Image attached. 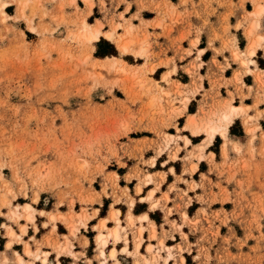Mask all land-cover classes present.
I'll return each instance as SVG.
<instances>
[{"label": "rangeland", "instance_id": "374dc122", "mask_svg": "<svg viewBox=\"0 0 264 264\" xmlns=\"http://www.w3.org/2000/svg\"><path fill=\"white\" fill-rule=\"evenodd\" d=\"M96 3L101 11L88 20ZM80 4L85 8L77 0H0V250H10L8 255L0 253V264H49L45 245L57 256L73 254L67 236L64 242L53 236L58 222L76 236L97 212L90 213L89 207L108 189L114 201L121 199L119 191L132 207L135 200L127 187H120L117 172L122 173L128 163H135L127 178H139L136 192L151 182L159 187L166 173H158L156 180L143 168L154 166L164 152L177 160L179 151L192 144L190 136L178 132L182 119L173 122L189 102L190 112L197 113H190L183 127L202 137L184 156L185 171L193 174L207 160L212 173L203 174L200 183L184 180L186 189L171 186L178 189L175 207L183 220L171 224L185 244L168 246L164 237L159 238L154 252L149 246V264H168L172 259L175 264H264V13L254 14L258 7L264 8V0H81ZM131 5L136 13L126 18ZM66 7L75 9L67 12ZM145 9V16L153 19L143 20L140 13ZM193 16L201 20L199 26ZM216 16L218 26L211 22ZM85 23L92 31L100 29L94 43L84 35ZM232 27L239 36L231 33ZM239 28L243 33L237 32ZM205 29L215 54L203 69L204 43L197 44ZM112 33L113 38L107 37ZM161 36L168 40L167 48L159 41ZM214 40L221 46L215 47ZM125 41H130L127 51L118 47ZM194 48L196 55L177 76L188 81L183 85L172 74L177 72V60L191 55ZM225 50L230 57L220 61L217 56ZM111 51L116 54L103 56ZM233 62L235 67L230 68ZM159 66L167 68L162 81L157 80L163 68ZM231 105L241 108L227 125L226 137L217 135L211 144H204L207 126H224L222 116ZM173 124L175 130L170 129ZM149 129L155 138L134 139L149 134ZM213 143V150H222L218 163L213 152L206 153ZM150 147L156 154L149 158ZM198 187L201 193L193 199L188 191ZM153 195L154 190L148 197L155 209L160 199L153 201ZM164 198L168 201L169 194ZM27 204L33 208L27 209ZM165 210L167 215L173 211ZM115 211L112 205L110 217L119 223ZM38 214L46 216L43 226L51 225L50 232L40 241L34 235L25 239L30 225L38 231ZM184 223L189 224V235L182 230ZM94 229L106 230L105 221ZM152 230L155 238L154 224Z\"/></svg>", "mask_w": 264, "mask_h": 264}, {"label": "crops", "instance_id": "0c3cea01", "mask_svg": "<svg viewBox=\"0 0 264 264\" xmlns=\"http://www.w3.org/2000/svg\"><path fill=\"white\" fill-rule=\"evenodd\" d=\"M78 4L81 9H84L80 4L81 0H77ZM96 1V0H95ZM197 1V0H196ZM11 7V6H10ZM7 8V11L9 8ZM121 8L119 11H124L125 4H121L119 6ZM189 8H191V5H189ZM75 8L74 7H66L67 12H72ZM100 9L98 6V3L94 5L92 12L87 16L88 20L92 16H95L96 12L100 13ZM147 10L141 11L140 15L142 16L143 20H151L152 18L146 17L145 12ZM220 12L222 10L220 9ZM9 13V11H8ZM136 13V7L135 5H131L130 9L125 12V17L129 18L130 16L134 15ZM264 13V12H263ZM13 13H11L12 15ZM101 16L95 17V19H101ZM192 21L196 26H199L201 24L200 19H196L195 16L192 17ZM218 17H211V22L216 24L218 26ZM133 22L138 25L139 18L135 17L133 19ZM236 21L233 19V16L230 17V24L231 26L235 25ZM23 22H20V24ZM94 23V22H93ZM234 29L232 27L231 33H235ZM152 28H149V31L152 32ZM156 32H160L159 28L155 29ZM178 33V31H175ZM208 29H205L200 34V39L197 44V47H201V45L204 43L203 48H205V52L203 53L201 59L203 61L202 68L206 69V66L208 62L212 59L214 56V49L209 44L208 39ZM237 32L243 33V29L239 28ZM237 36H239V33H235ZM195 32L192 33V38H195ZM159 41L164 44V46L167 48L169 46V42L166 38L161 36L159 38ZM183 46L187 47V44H189V40H184ZM186 45V46H185ZM213 45L215 47L221 46V41L214 40ZM255 51V50H254ZM197 51L194 48L193 53L191 55L186 56L183 60H177V72L172 74V79L174 81H179L183 85L188 84V81H183L179 77V74L183 70V67L188 64L189 60L196 55ZM251 55H254L255 52L252 53V50L250 51ZM168 56H173L172 51H168ZM207 56V57H206ZM218 59L220 61H224V58L230 57L229 51L225 50L223 54H219ZM258 57V55L256 56ZM257 60V59H256ZM180 61H183L184 64H181ZM253 62L254 60H250ZM258 61V60H257ZM234 62L231 63L230 68H234L235 66ZM163 67L160 70V79H157L159 81H162L161 76L167 71V68H164L165 66H159L158 68ZM157 68V69H158ZM201 68V69H202ZM159 70V69H158ZM157 71V70H156ZM202 73V71H201ZM203 74V73H202ZM155 78V77H153ZM156 79V78H155ZM163 83V82H162ZM166 88H169L166 83H163ZM206 88V87H205ZM170 89V88H169ZM201 93V92H200ZM202 94V93H201ZM197 99V98H196ZM192 100V99H191ZM198 100V99H197ZM201 100V98H200ZM245 104L252 105V102H247L245 99ZM190 102L187 105V108L185 111L177 117L176 121L173 120V122H177L179 118L182 119L181 122H178L179 127V133L186 134L191 137L192 144H190L188 147H183L179 151V158L177 160H170L168 159V152H164L163 154L159 155L157 157L156 164L154 166L152 165H145L144 166V172H150L151 174H154V177L156 180L160 179V176L158 173L165 172L166 176L165 179L162 181L159 187H156V184L151 182L148 185H145L141 192H136V186L139 183V178L134 176L130 179L127 178V175L131 173L133 166L135 163H128L126 169L119 173V171L115 169H108L107 172H118V182L121 188L127 187L128 193L131 197L134 198L135 203L132 207H129L127 202L126 195H121L118 191V196H120V200L114 201L115 198L111 194V189H108V194H103L101 198L92 205V207H89V212L93 213V210H97L96 214L92 219L88 222V227H82L80 230L76 233V236H73L70 234L69 229L66 227L63 222L59 221L57 224V228L55 230V233L53 234L54 238L58 236L59 241L64 242V236H67L69 240L73 243L72 252L73 254H69L67 252L61 253L59 256H57L56 250H53L51 246H43V250H49V259L51 260V263L49 264H149V257H150V251L149 246L151 245L153 248L151 251H155L158 247L157 240L161 237L165 238V242L168 246H177L178 244H181L184 242L181 238L180 231L176 228V226L171 223H182V217L180 215V212L175 207L176 202L179 201L178 196V189L174 188L171 189V186L173 184H176V187L178 186L181 189H186V183L184 180H186L188 183H190L192 180H194L196 183H200L203 178L202 175L205 174L206 176L209 175V173H212L210 168H212V165L207 162V160H204L199 163L197 170L192 174L189 171H185V169L188 167V163L184 162V156L187 154L188 150L193 147L194 144H196L198 141H196L198 138L202 136H193L191 132L188 129H184V125L187 121V117L190 113H197V111L190 112L189 109ZM236 106V105H235ZM239 107V106H237ZM235 118V115H234ZM261 124V122L259 121ZM170 129H176L175 125L173 124ZM173 132V133H178ZM231 131H229V136H231ZM227 134V133H226ZM221 135L220 133L216 134ZM214 137V138H215ZM142 138H155V135L153 134V130L149 129V134H144L141 137L134 138V139H142ZM212 139L211 142L206 143V140L204 144H211L214 140ZM222 139V138H221ZM223 140V139H222ZM187 142H189V139H187ZM179 143L182 145L183 141L180 140ZM215 144L213 143L211 146H209L206 149V153L209 155L211 152H213L214 160L216 163L221 161L222 158V150L221 147L219 148V151H215L212 149V147ZM232 151V150H230ZM156 154V149L149 148V158L154 156ZM232 152H230V155ZM168 160V163L166 165H163V162ZM206 165V169L203 168V166ZM173 169V170H172ZM180 177L182 179H180ZM214 179V177L210 176ZM121 180L124 181V183H121ZM206 182V181H205ZM154 190L153 195V201L160 199L159 206H157L155 209L152 208V201L149 200V193L150 191ZM168 193L170 199L168 201L165 200L164 194ZM201 193V188L198 187L196 189H191L188 191L189 196H191L193 199L196 197V195ZM197 201V200H196ZM106 205V208L104 209ZM112 205H114L115 211L114 214H118L119 223L116 221V219H112L110 217V210ZM167 208H172V213L167 215L166 210ZM41 209V208H38ZM48 211V209H45ZM63 212H66V210H61ZM131 213L128 217V213ZM186 212L189 215V218H191L190 212L188 209ZM37 225L39 227L38 231H34L33 227L30 225L28 233L24 236V238H31L32 235H34L35 239L42 240L44 237L50 232L51 225L43 226V222L47 221L46 216H42L38 214L37 216ZM102 221H105L106 230H103L102 233L104 234V239L106 240L105 244L102 243V240H99L98 236L100 232L97 229H94V226H98ZM153 224L156 229V237H152V229ZM104 225V224H103ZM62 227V229H61ZM189 229V224L184 223L182 230L186 232L189 235V232L187 231ZM34 232V233H33ZM100 242L101 245H99ZM31 247L34 249L33 243L30 241ZM185 244V242H184ZM19 245V244H16ZM14 245V246H16ZM22 245V244H20ZM24 248V246H23ZM22 247L20 246L18 251H20ZM7 252L6 254H10V250L6 249L4 251L0 250V253ZM21 252V251H20ZM164 252H166L164 250ZM187 253L186 250L183 252V255ZM178 254V253H176ZM178 256V255H177ZM185 259L187 260V256L184 255ZM45 261V260H44ZM37 264H42V262H37ZM168 264H175V259L170 260Z\"/></svg>", "mask_w": 264, "mask_h": 264}, {"label": "bare ground", "instance_id": "6f19581e", "mask_svg": "<svg viewBox=\"0 0 264 264\" xmlns=\"http://www.w3.org/2000/svg\"><path fill=\"white\" fill-rule=\"evenodd\" d=\"M264 6V5H263ZM264 12V8L263 7H258L256 9V11L254 12L255 15L260 16L262 15ZM5 13V12H4ZM98 28V27H97ZM112 32V31H111ZM84 35L87 37V39L94 41V40H98L101 33H100V29H96L94 31L90 30V26L85 23V28H84ZM113 35L112 34H107V37L111 38ZM116 36V35H115ZM113 38V37H112ZM82 39V38H81ZM118 40V39H117ZM94 43V42H92ZM129 46H130V41H125V42H118V47L121 50L127 51L129 50ZM255 52L254 50H252V53ZM247 62V61H246ZM123 66V65H122ZM125 69V67H124ZM241 107H237L235 105H231L226 112L223 114L222 119L223 122L225 123L224 126H218V125H213V124H209L206 128V131L208 133V139L206 140V143H209L212 141V139L215 137L216 134L220 133L222 136L226 137V133H227V125L230 124L231 122L234 121V115H236L238 113V111L240 110ZM213 121V120H212ZM220 121V120H219ZM208 122V121H207ZM221 122V121H220ZM219 123V122H218ZM221 124V123H220ZM27 209H31L33 208L30 204L26 205ZM86 217V215H85ZM83 223V222H82ZM104 226V225H103ZM78 228V227H77ZM74 230V229H73ZM15 234V233H14ZM99 240H102V243L105 244L106 240L104 239V234L102 232H100L99 236H98ZM19 260L21 262H23V258L21 256H19ZM33 264V263H31Z\"/></svg>", "mask_w": 264, "mask_h": 264}, {"label": "trees", "instance_id": "16d2710c", "mask_svg": "<svg viewBox=\"0 0 264 264\" xmlns=\"http://www.w3.org/2000/svg\"><path fill=\"white\" fill-rule=\"evenodd\" d=\"M109 54L115 55L116 54V51H111L109 53L104 54L103 56H106V55H109Z\"/></svg>", "mask_w": 264, "mask_h": 264}]
</instances>
